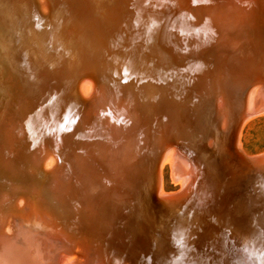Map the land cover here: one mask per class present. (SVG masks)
<instances>
[{
    "label": "water",
    "instance_id": "obj_1",
    "mask_svg": "<svg viewBox=\"0 0 264 264\" xmlns=\"http://www.w3.org/2000/svg\"><path fill=\"white\" fill-rule=\"evenodd\" d=\"M263 113L264 0H0V264H264Z\"/></svg>",
    "mask_w": 264,
    "mask_h": 264
},
{
    "label": "rangeland",
    "instance_id": "obj_2",
    "mask_svg": "<svg viewBox=\"0 0 264 264\" xmlns=\"http://www.w3.org/2000/svg\"><path fill=\"white\" fill-rule=\"evenodd\" d=\"M240 142L247 155L264 151V113L245 122L241 130ZM162 186L164 191L174 190L179 186L178 183L170 180L168 167L163 169Z\"/></svg>",
    "mask_w": 264,
    "mask_h": 264
},
{
    "label": "bare ground",
    "instance_id": "obj_3",
    "mask_svg": "<svg viewBox=\"0 0 264 264\" xmlns=\"http://www.w3.org/2000/svg\"><path fill=\"white\" fill-rule=\"evenodd\" d=\"M244 124H245V122H244ZM244 124H243V125H244ZM242 127H243V126H242ZM241 130H242V128H241ZM240 134H241V131H240ZM239 149L241 150V152H242L243 154L246 153L245 151H243V148H242V146H241V142H240V141H239ZM246 155H247V154H246ZM249 155H251V154H249ZM165 167H168V168H169V166H168V162H164V163L161 164V166H160L161 180H162L163 169H164ZM161 191H164V190H163L162 183H161Z\"/></svg>",
    "mask_w": 264,
    "mask_h": 264
}]
</instances>
